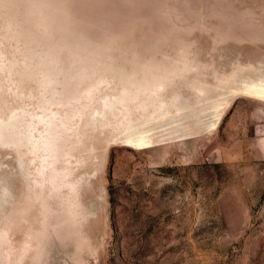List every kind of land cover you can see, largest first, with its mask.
Returning a JSON list of instances; mask_svg holds the SVG:
<instances>
[{"label": "rangeland", "instance_id": "1", "mask_svg": "<svg viewBox=\"0 0 264 264\" xmlns=\"http://www.w3.org/2000/svg\"><path fill=\"white\" fill-rule=\"evenodd\" d=\"M253 72L264 0H0V264H264Z\"/></svg>", "mask_w": 264, "mask_h": 264}, {"label": "bare ground", "instance_id": "2", "mask_svg": "<svg viewBox=\"0 0 264 264\" xmlns=\"http://www.w3.org/2000/svg\"><path fill=\"white\" fill-rule=\"evenodd\" d=\"M247 76H248L247 78H253L254 80L253 81H245L243 79V82H242L243 87L241 88L240 94L244 97H247V98L256 99L259 101H264V76H263V74L259 73V72H253L251 75L248 74ZM127 146L134 148V149L142 150L144 148L149 147V143L145 142L142 139L136 143L135 142H128Z\"/></svg>", "mask_w": 264, "mask_h": 264}]
</instances>
